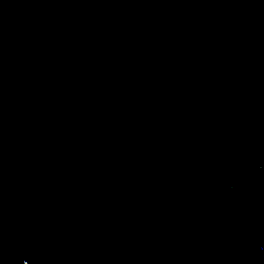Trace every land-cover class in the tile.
<instances>
[{"label":"water","instance_id":"water-1","mask_svg":"<svg viewBox=\"0 0 264 264\" xmlns=\"http://www.w3.org/2000/svg\"><path fill=\"white\" fill-rule=\"evenodd\" d=\"M223 4L0 0V264H56L93 224L174 98L170 56Z\"/></svg>","mask_w":264,"mask_h":264},{"label":"trees","instance_id":"trees-1","mask_svg":"<svg viewBox=\"0 0 264 264\" xmlns=\"http://www.w3.org/2000/svg\"><path fill=\"white\" fill-rule=\"evenodd\" d=\"M243 3L183 46L223 41L232 56L143 126L110 202L56 264H264V0Z\"/></svg>","mask_w":264,"mask_h":264},{"label":"built area","instance_id":"built-area-1","mask_svg":"<svg viewBox=\"0 0 264 264\" xmlns=\"http://www.w3.org/2000/svg\"><path fill=\"white\" fill-rule=\"evenodd\" d=\"M226 1L227 0H224L222 12L225 8ZM243 2L244 0H240L239 10L243 6ZM210 28L211 27H208L199 37L207 34ZM183 46L178 48L170 56V65L173 71L172 75L174 74V79L171 80L172 93L174 94V98L178 97L176 104L193 84H203L211 75L216 74L220 70L225 60H229L232 56L231 49L226 44H223V41L218 43L206 54L198 53L193 47L183 48ZM216 48H219V50L214 55ZM109 217L110 216L106 218L108 219L107 222L110 220Z\"/></svg>","mask_w":264,"mask_h":264},{"label":"rangeland","instance_id":"rangeland-1","mask_svg":"<svg viewBox=\"0 0 264 264\" xmlns=\"http://www.w3.org/2000/svg\"><path fill=\"white\" fill-rule=\"evenodd\" d=\"M110 217V219L112 218V215H109ZM108 221V219H106V218H104L103 219V221H102V228H101V231L99 232V233H101L98 237L97 236H95V238H96V240H95V238L93 239V240H91V239H89L88 241H87V246H86V248L85 249H87V252H88V255L93 251V248H94V246L96 245V244H98V241L99 240H101V237H102V235H103V231H104V229H105V227H107V225H108V223L109 222H107ZM93 242V244H91ZM100 244V243H99ZM98 244V245H99ZM93 245V246H92ZM92 246V247H91ZM91 247V248H90Z\"/></svg>","mask_w":264,"mask_h":264}]
</instances>
